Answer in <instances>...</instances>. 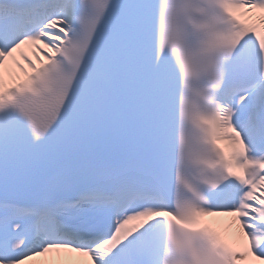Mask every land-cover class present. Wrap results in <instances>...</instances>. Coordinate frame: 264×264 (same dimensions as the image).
<instances>
[{
	"label": "snow or ice",
	"instance_id": "snow-or-ice-1",
	"mask_svg": "<svg viewBox=\"0 0 264 264\" xmlns=\"http://www.w3.org/2000/svg\"><path fill=\"white\" fill-rule=\"evenodd\" d=\"M0 264H264V0H0Z\"/></svg>",
	"mask_w": 264,
	"mask_h": 264
}]
</instances>
